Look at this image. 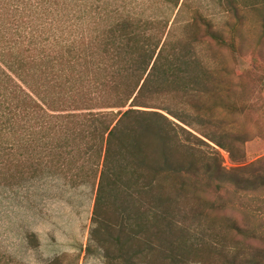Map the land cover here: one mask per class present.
<instances>
[{
    "label": "trees",
    "instance_id": "1",
    "mask_svg": "<svg viewBox=\"0 0 264 264\" xmlns=\"http://www.w3.org/2000/svg\"><path fill=\"white\" fill-rule=\"evenodd\" d=\"M31 1L0 0V179L43 164L71 186L92 182L90 239L107 264H262L249 246L264 244V208L251 217L245 201L264 193V171L223 167L217 148L231 153L237 139L201 114L214 88L197 35L176 38L164 14L138 18L126 0H37L56 19L44 36L62 34L44 40L26 33ZM225 1L236 14L243 3ZM248 3L264 18V0Z\"/></svg>",
    "mask_w": 264,
    "mask_h": 264
},
{
    "label": "rangeland",
    "instance_id": "2",
    "mask_svg": "<svg viewBox=\"0 0 264 264\" xmlns=\"http://www.w3.org/2000/svg\"><path fill=\"white\" fill-rule=\"evenodd\" d=\"M126 1L138 18H160L164 14L176 38L197 35L196 50L210 69L214 88L211 98L200 100L199 104L208 108L201 114L210 117L217 135L237 139L231 153L217 148L223 167L246 168L250 173L253 169L264 171V18L260 5L251 6L243 0L236 14L225 0H181L176 9L158 1ZM37 3L32 0L27 5L32 9L26 11L32 20L25 21L26 33L33 32L44 40L61 36L60 31L44 36L43 30L48 32L49 22L56 19L50 13L43 14ZM194 12L203 21H199L197 34L194 26L187 30ZM55 13L58 18L59 13ZM204 23L217 36L233 41L235 48L229 50L208 41ZM195 26L197 29L198 24ZM15 165H8L13 173ZM42 166L35 177L0 179V254L7 258L0 264H51L56 260L59 264H107L103 248L90 239L96 186L92 182L71 186L61 175ZM250 197L245 201V212L252 217L258 204L264 208L258 203L264 200V193L255 196L254 201ZM234 202L235 210L241 211L242 203ZM232 214L236 220L242 219L240 212ZM256 219L257 224L264 222V212L257 211ZM249 247L251 257L257 254L264 264V244ZM189 264L198 263L191 259Z\"/></svg>",
    "mask_w": 264,
    "mask_h": 264
}]
</instances>
